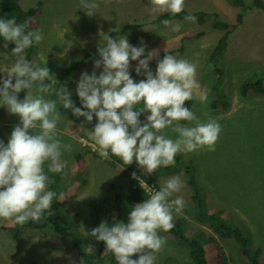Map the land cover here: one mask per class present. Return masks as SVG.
<instances>
[{
	"label": "rangeland",
	"instance_id": "rangeland-1",
	"mask_svg": "<svg viewBox=\"0 0 264 264\" xmlns=\"http://www.w3.org/2000/svg\"><path fill=\"white\" fill-rule=\"evenodd\" d=\"M252 1L242 0L241 9L231 5L228 0H185L184 11L190 14L197 11L216 13L220 21L235 26L227 37L225 54L215 63V67L221 72V81L212 89L217 75L213 64L208 62L207 55L223 33L209 29L210 18L202 26L195 21L183 19L172 20V24L166 27L162 23L149 24L157 16L149 11L150 0H95L99 7L91 17L86 15V9L81 7L80 0H17L23 10L36 5L40 7V13L33 18L32 25L44 38L36 44L37 50L30 61L46 66L58 82L57 90L63 85L71 93L76 107L81 106L76 95L81 74H92L95 70L99 76L103 70L102 67L94 69V64L100 58L98 48L104 45L105 36L113 39L125 36L130 45L145 46V54L157 49L160 55L182 45L180 53L171 55L196 63L197 80L202 89L208 91L206 102L193 99L196 101H186L184 106L190 107L201 122H207L210 118L216 119L222 130L215 151L178 153L175 163L166 168H174L178 160V166L181 167L189 163L190 176L194 187L200 192L204 206L209 210L219 211L226 222L238 227L247 237L252 250L261 249L259 261L264 264V94L251 93L246 97L240 95L243 81L264 72V10L253 8ZM260 1L264 3V0ZM237 15L240 16L239 24L235 21ZM134 21L145 24L124 35L118 32L123 24ZM176 24L180 25L179 31L172 30ZM196 33H201V36L183 40L184 37ZM5 43L0 37V79L6 76L4 71L14 62L11 53L15 45L7 42V47H4ZM86 51L92 55L90 61L83 60ZM156 59L149 61L153 74L157 64L153 60ZM78 60L87 64L65 76L62 69L68 63ZM137 64L138 61H133L129 67V73L135 82L143 74H136ZM25 94L26 90L22 91L18 99L22 100ZM55 98L54 95L50 97ZM215 98L219 99V104ZM212 100L216 102L215 107L217 106L214 111L211 108ZM222 101L226 102V107L221 111ZM58 111L63 117L57 125V138L63 144H71L72 150L63 152L61 159L67 162L63 172L49 173L53 174L62 191L60 201L69 218L76 217L78 231L86 239L96 243L88 235L92 231L88 203L111 198L114 192L124 199L129 180L121 174V169L116 166L117 162L112 159L113 156L110 154L108 160L101 158L94 150L93 142L88 139L87 131L94 129L95 117L91 123H87L83 117L74 116L70 109L59 107ZM147 115L142 114L145 121ZM19 124L18 116L10 114L6 107L0 106V141L7 145L11 132ZM165 134L172 139L176 138L171 129H167ZM78 153L82 154L80 166L74 158ZM109 162H113L115 167H111ZM47 164L45 162L46 171ZM132 165L138 166L135 162ZM162 169L156 174L158 189L172 176H180L184 182L182 190L175 195L183 197L184 209L187 211L180 215L174 214L173 221L181 217L188 236L193 237L199 230L207 233L206 228L196 224L192 218L191 189L182 172L177 174ZM73 176H76L75 182ZM151 188L158 191L155 186ZM262 192L263 195H259ZM260 197L262 198L259 199ZM250 207L255 208L251 210ZM130 210L131 208L126 207L123 223H127ZM7 222L0 220V264H27L30 261L36 264H81L69 239L57 237L48 230H29L25 227L22 228L20 237L14 239L8 231L14 229V224L5 227ZM160 234L166 239V245L158 254L156 264H161L165 257H171L174 264H189L187 251L167 239L163 232ZM86 239L85 242L88 241ZM218 242L230 264H250L240 257L234 240Z\"/></svg>",
	"mask_w": 264,
	"mask_h": 264
},
{
	"label": "clouds",
	"instance_id": "clouds-1",
	"mask_svg": "<svg viewBox=\"0 0 264 264\" xmlns=\"http://www.w3.org/2000/svg\"><path fill=\"white\" fill-rule=\"evenodd\" d=\"M80 5L89 17L99 7L95 0H80ZM184 6L185 0H150L149 11L176 16ZM185 19L195 21L196 17ZM161 23L167 27L172 21ZM27 28V22L17 23L14 16L0 19L4 47L7 42L15 45L11 53L14 62L0 79V106L20 120L7 145L0 141V220L23 226L39 222L45 212L51 215L57 194L47 190L49 177L44 165L48 162L50 173L63 172L67 164L61 159L63 152L72 150L71 144L57 138V125L63 117L59 107L70 109L87 123L96 118L94 129L87 132L101 158L108 160L111 154L126 165L135 162L147 175L174 164L178 153L215 151L222 130L219 122L211 118L201 122L184 106L186 101L199 99L204 103L208 99V91L197 80L196 63L164 55L157 59L153 74L149 61L158 58L159 50L145 54V46H132L125 36H105L94 64V69L103 70L99 76L95 70L81 74L76 87L81 106L76 107L63 85L57 90L58 82L46 66L26 58V50L44 38L39 30L25 31ZM172 30L179 31L180 25ZM133 61H138L136 74L145 76L139 82L129 73ZM25 90L24 98L18 99ZM53 95L56 98L50 99ZM145 113L146 122L141 123L139 117ZM167 129L176 134L175 139L165 134ZM141 185L149 197L131 207L127 223L115 221L109 226L102 222L88 233L104 243L105 253L111 254L116 264H156L166 245L160 233L174 227V214H182L185 207L183 197L175 195L184 187L180 176L170 177L158 191ZM89 250L92 252L91 245Z\"/></svg>",
	"mask_w": 264,
	"mask_h": 264
},
{
	"label": "trees",
	"instance_id": "trees-1",
	"mask_svg": "<svg viewBox=\"0 0 264 264\" xmlns=\"http://www.w3.org/2000/svg\"><path fill=\"white\" fill-rule=\"evenodd\" d=\"M228 1L231 3V5H234V7H238L241 9L243 7L242 0ZM251 6L255 9L264 10V3L260 0H253L251 2ZM39 13L40 7H38L37 5L34 8L23 10L18 4L17 0H0V19H9L14 16L17 20V23L27 22L28 28L25 31H35V28L32 25V20ZM188 15L195 16V22L199 26H202L207 21V19L210 18L211 24L209 25V29L222 31L223 33V36L218 40L216 45L210 50L207 55V60L211 65L213 64V70L217 75L215 78V85L212 87V89H214V87L219 85L221 81V72L217 67H215V63L225 54L227 47V37L235 29V26L227 25L220 21L216 13L197 11L190 14L184 10L176 16H171V14L169 13L157 15L149 24L161 23V21L164 19H170L171 21H180L185 19V17H187ZM235 21L236 24L240 23L239 15L236 16ZM144 24L145 23H138L135 21L126 23L120 27L118 32H120L121 35H124L128 32H133L132 30H135L136 28H141ZM199 36H201V33H196L192 36L184 37L183 40L195 39ZM182 48L183 47L180 46L177 49L168 50L164 53H161L158 58L162 59L164 55L180 53ZM36 50V44L26 50L25 55L29 61ZM91 58L92 55H90L89 51H86L85 55L83 56V60L90 61ZM157 59L154 60V62H157ZM85 64H87V62L79 60L68 63L67 66L62 69V72L65 76H68L72 73L73 70L82 68ZM144 78L145 76L144 74H142L139 78V81ZM251 93H256L259 95L264 94V72H262L260 75L255 76L254 78L247 79L241 83L240 95L246 97ZM20 94H22V92L18 95ZM214 100L219 104V99L215 98ZM214 100H212L211 102V108L213 109V111L217 107H215L216 102ZM225 107L226 102L222 101L220 110H224ZM139 119L141 123L146 122L142 115L139 117ZM74 158L75 162L79 165L80 161L82 160V154L78 153ZM112 159L117 162L116 166L117 168L121 169V174L129 180L127 186V194L124 199H121V196L118 193L114 192L111 198H103L100 201H90L88 203V216L90 220L91 230L98 227L102 222H107L109 226H111L112 223H115V221L123 222L125 214L124 211L126 210V207L131 208L136 204L144 202V200L149 197V194L141 184L147 185L148 187L155 186L158 189L156 184V174L160 168H163L165 171H174L177 172V174L182 172L186 184L191 189L190 199L192 201L193 208L192 218L196 224L204 226L207 230V233L199 230L193 237L188 236V233L183 225L184 220L181 217H177L173 221L174 227L169 232L164 233V236L167 239L171 240L177 245H180L187 251V260L189 264H230L225 252L218 242L219 240L224 241L227 239H232L235 241L238 247V253L241 258L245 259L250 264H260L259 257L261 249L258 248L252 250L249 246L247 237L238 227L226 222L221 217L219 211L209 210L204 206L200 192L197 188L194 187V182L190 176L189 163H187L185 167H181L178 166V160L176 162V166L172 169L160 167L151 175H147L139 166L136 167L132 164L126 165L120 159H117L115 157H112ZM109 165L111 167H115V164L113 162H109ZM45 173L49 177L47 190L54 191L57 194L52 202L51 215L45 212L39 222L29 221L23 226L14 224V229L8 230L11 234V237L14 239H18L23 227L29 230H48L57 237H64L71 241L72 247L81 264H116L114 257L109 253H105V245L103 242L96 241V243H94L88 238V241L85 242L86 238L77 229L76 217L69 218L68 214L62 207L60 201L62 191L57 186L53 174H50L46 170ZM73 177V181L75 182L76 176ZM130 182H133L135 184ZM111 188L114 189V186H111ZM186 211L187 210L183 209L182 213H186ZM11 225L12 222L8 221L5 224V227ZM5 227L3 229L7 230V228ZM90 245L92 248V252L89 250ZM133 258L135 259L136 257ZM27 264L36 263L30 261ZM161 264L174 263L172 262L171 257H165Z\"/></svg>",
	"mask_w": 264,
	"mask_h": 264
},
{
	"label": "bare ground",
	"instance_id": "bare-ground-1",
	"mask_svg": "<svg viewBox=\"0 0 264 264\" xmlns=\"http://www.w3.org/2000/svg\"><path fill=\"white\" fill-rule=\"evenodd\" d=\"M182 36H184V35H182ZM181 38V37H180ZM180 40V39H179ZM180 44H181V42H180ZM182 46V45H181ZM154 61V60H153ZM155 63V62H154ZM151 64V63H150ZM152 64H153V62H152ZM153 67V66H152ZM193 101H196V100H193ZM191 102V101H190ZM198 102V101H197ZM186 104H188V103H186ZM188 107V106H187ZM188 108H190V107H188ZM218 119H220V118H218ZM225 119V118H224ZM186 123V122H185ZM252 131V130H251ZM222 138V137H221ZM263 138V137H262ZM255 139V136H254V138H253V140ZM260 140V139H259ZM264 140V139H263ZM247 141V140H246ZM244 142H245V139H244ZM244 142H242V143H244ZM241 145V144H240ZM248 145V144H247ZM246 148V147H245ZM245 162V161H244ZM246 163V162H245ZM252 178V177H251ZM254 178V177H253ZM124 181V180H123ZM126 181V180H125ZM135 181V180H134ZM130 183H133V182H130ZM133 184H135V183H133ZM258 185V184H257ZM131 186V185H130ZM135 186V185H134ZM137 186V185H136ZM138 187H139V185H138ZM258 187V186H257ZM134 188V187H133ZM135 189H136V187H135ZM258 191H261V190H258ZM259 195H263V192H262V194H259ZM262 197H260L259 199H261ZM140 199V198H139ZM136 201V200H135ZM255 204V203H254ZM251 208V207H250ZM253 208H255V207H252L251 208V210H253Z\"/></svg>",
	"mask_w": 264,
	"mask_h": 264
}]
</instances>
